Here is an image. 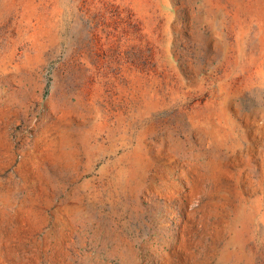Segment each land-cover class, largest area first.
Listing matches in <instances>:
<instances>
[{
  "label": "rangeland",
  "instance_id": "rangeland-1",
  "mask_svg": "<svg viewBox=\"0 0 264 264\" xmlns=\"http://www.w3.org/2000/svg\"><path fill=\"white\" fill-rule=\"evenodd\" d=\"M0 264H264V0H0Z\"/></svg>",
  "mask_w": 264,
  "mask_h": 264
},
{
  "label": "bare ground",
  "instance_id": "bare-ground-1",
  "mask_svg": "<svg viewBox=\"0 0 264 264\" xmlns=\"http://www.w3.org/2000/svg\"><path fill=\"white\" fill-rule=\"evenodd\" d=\"M128 142H129V140H128Z\"/></svg>",
  "mask_w": 264,
  "mask_h": 264
}]
</instances>
